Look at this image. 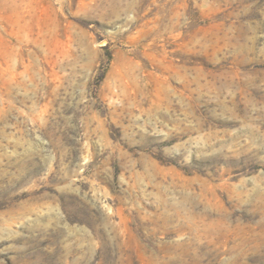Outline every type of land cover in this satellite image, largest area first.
<instances>
[{"label":"rangeland","instance_id":"374dc122","mask_svg":"<svg viewBox=\"0 0 264 264\" xmlns=\"http://www.w3.org/2000/svg\"><path fill=\"white\" fill-rule=\"evenodd\" d=\"M0 264H264V0H0Z\"/></svg>","mask_w":264,"mask_h":264}]
</instances>
